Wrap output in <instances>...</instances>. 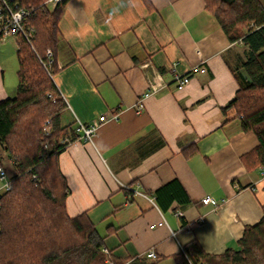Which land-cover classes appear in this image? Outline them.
<instances>
[{"label":"crops","instance_id":"crops-1","mask_svg":"<svg viewBox=\"0 0 264 264\" xmlns=\"http://www.w3.org/2000/svg\"><path fill=\"white\" fill-rule=\"evenodd\" d=\"M59 30L62 125L75 129L120 112L93 143L73 142L60 153L68 215L86 213L122 260L154 252L159 264H174L194 241L210 255L236 248L264 215L261 168L245 163L257 137L242 129L235 108L224 109L245 85L242 43L229 40L204 0H69ZM16 52L12 40L0 42V101L10 98ZM176 63L181 73L201 69L182 90L173 83ZM150 83L161 88L138 114ZM172 183L186 201L163 210L156 193ZM206 196L226 203L215 210L202 204Z\"/></svg>","mask_w":264,"mask_h":264},{"label":"trees","instance_id":"trees-1","mask_svg":"<svg viewBox=\"0 0 264 264\" xmlns=\"http://www.w3.org/2000/svg\"><path fill=\"white\" fill-rule=\"evenodd\" d=\"M16 1L36 9L28 21L35 30L36 52L27 42L19 45L17 94L0 101V164L13 180L11 191L0 197V264H159L146 256L122 260L105 253V236L88 215H68L69 190L59 155L67 146L63 140L75 141L78 134L62 125L67 104L54 77L59 71V22L69 0L53 11L41 7L45 0ZM204 1L229 40L246 50L247 61L238 72L245 85L224 109L235 108L242 129L256 135L258 144L245 163L248 170H258L264 167V2ZM47 50L54 54L48 71L40 60L47 62ZM173 199L186 201L178 183L156 193L163 210ZM184 251L173 257L174 264H264V215L245 228L236 248L221 255L205 253L197 241Z\"/></svg>","mask_w":264,"mask_h":264},{"label":"built area","instance_id":"built-area-1","mask_svg":"<svg viewBox=\"0 0 264 264\" xmlns=\"http://www.w3.org/2000/svg\"><path fill=\"white\" fill-rule=\"evenodd\" d=\"M64 1L65 0H45L41 7L53 11ZM34 15H36V9L21 7L19 2H17L16 0H0V42L5 40H12L18 48L19 45L24 41L27 42L35 51V48L33 46V35L35 33V30L28 26L29 19ZM46 58L47 62H44L41 58L40 60L44 68L48 71L54 62V54L51 50H47ZM199 71H201V69L195 67L185 73H181L179 72L178 64H173V66L171 67L173 83L176 85L178 90H182L190 84L192 75ZM160 88L161 86H159L158 84L150 83L148 91L134 106L136 113L140 114L144 110L145 100L157 93ZM119 118L120 112L117 111L110 116L103 114L88 125H85L82 122L78 121L76 126L78 138L75 141L63 140V143L66 145H69L73 142L93 143L95 135L104 124L112 120L117 121L119 120ZM260 177L264 178V167L261 168ZM0 181L2 182V186L0 188L1 197L3 193L11 191L13 186V180L8 175L6 169L2 166H0ZM126 188L132 192H135L136 194H140L137 190H134L129 186H126ZM201 202L203 205L211 206L216 210L223 204H225L226 200L218 201L211 196H206L202 199ZM164 223L166 222L163 220L160 225H163ZM103 251L105 253H108V250L106 248H104ZM146 257L152 260L157 259V255L154 252H149Z\"/></svg>","mask_w":264,"mask_h":264},{"label":"rangeland","instance_id":"rangeland-1","mask_svg":"<svg viewBox=\"0 0 264 264\" xmlns=\"http://www.w3.org/2000/svg\"><path fill=\"white\" fill-rule=\"evenodd\" d=\"M262 1L264 2V0H262ZM15 47L17 48L16 45H15ZM13 64H14V66L17 69V61L16 60L13 61ZM7 70H8V72H11L12 71V63L7 67ZM17 83H18V81H17V75L16 74H13L12 75L11 73L10 74L8 73L7 88H8V96L10 98H14L16 96V94H17V90H16L17 89V87H16L17 86ZM10 87H11V89H10ZM0 166L5 167L3 164H0ZM1 186H2V182L0 181V188H1Z\"/></svg>","mask_w":264,"mask_h":264}]
</instances>
